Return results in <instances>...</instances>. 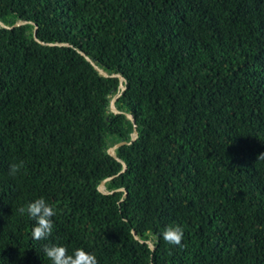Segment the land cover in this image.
I'll list each match as a JSON object with an SVG mask.
<instances>
[{"label": "trees", "instance_id": "16d2710c", "mask_svg": "<svg viewBox=\"0 0 264 264\" xmlns=\"http://www.w3.org/2000/svg\"><path fill=\"white\" fill-rule=\"evenodd\" d=\"M0 21H27L0 26V264H264V0H0Z\"/></svg>", "mask_w": 264, "mask_h": 264}, {"label": "clouds", "instance_id": "9594fccd", "mask_svg": "<svg viewBox=\"0 0 264 264\" xmlns=\"http://www.w3.org/2000/svg\"><path fill=\"white\" fill-rule=\"evenodd\" d=\"M264 159V153H261L257 160ZM23 162L12 163L9 166L8 175L15 178L23 168ZM17 211L21 214H27L35 221L31 229V237L35 241L47 239L52 235L54 224L53 217L57 212L55 207L44 197L36 198L34 201L20 207ZM162 239L169 245L183 247L184 230L179 225H168L161 233ZM45 256L51 261V264H98L95 254L86 251L84 248H76L71 254L65 246L59 244L45 245L43 248Z\"/></svg>", "mask_w": 264, "mask_h": 264}, {"label": "water", "instance_id": "95a60500", "mask_svg": "<svg viewBox=\"0 0 264 264\" xmlns=\"http://www.w3.org/2000/svg\"><path fill=\"white\" fill-rule=\"evenodd\" d=\"M27 23V21H25V22H18V23H16L15 25H13V26H11V27H8V26H6L3 22H1L0 21V26H2V27H4V28H8V29H13V28H15V27H19V26H21V25H24V24H26ZM34 38H35V40H37V41H39L38 40V37H37V27H36V29H35V32H34ZM42 43V42H41ZM42 44H44V43H42ZM88 60H90V61H92L91 60V58L85 53V52H81ZM92 63L94 64V66L102 73V74H104L105 76H109V74L105 71V70H103V69H101L97 64H95L93 61H92ZM111 76H116V77H118L119 78V81H120V83H119V87H120V91L112 98V100H111V108H112V110L114 111V112H116V113H119L120 112V110H118V108L116 107V104H115V102H116V100L118 99V97L121 95V93L126 89V79H125V77L121 74V73H113V74H111ZM127 116L129 117V118H131L132 120H133V122H134V130H133V133H132V135H131V140H133V139H135L136 137H137V134H138V129H137V124H136V122H135V119H134V116L132 115V114H130V113H128L127 114ZM124 144H126V142H124V141H122V142H119V143H117V144H115L113 147H111V148H109L108 150H107V153L109 154V155H111V156H113L114 155V151H115V149H117L118 147H120L121 145H124ZM119 162H121L118 158H116ZM122 163V165H123V170H122V172L125 170V165L123 164V162H121ZM112 179V176L111 177H106L105 179H103L102 181H101V183L99 184V186H98V191L99 192H101V193H105V194H112L113 193V191H111V192H106L104 189H105V183L106 182H108V181H110ZM124 189H122V188H120V189H117L116 191H123ZM132 233H133V236H134V238L135 239H137V237H136V235H135V233L132 231ZM147 244H148V246H149V248L151 249V250H153V245L150 243V242H146Z\"/></svg>", "mask_w": 264, "mask_h": 264}]
</instances>
